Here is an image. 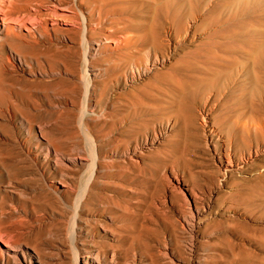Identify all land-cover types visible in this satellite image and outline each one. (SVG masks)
<instances>
[{
    "label": "rangeland",
    "instance_id": "obj_1",
    "mask_svg": "<svg viewBox=\"0 0 264 264\" xmlns=\"http://www.w3.org/2000/svg\"><path fill=\"white\" fill-rule=\"evenodd\" d=\"M1 3L0 264H264V0Z\"/></svg>",
    "mask_w": 264,
    "mask_h": 264
},
{
    "label": "bare ground",
    "instance_id": "obj_2",
    "mask_svg": "<svg viewBox=\"0 0 264 264\" xmlns=\"http://www.w3.org/2000/svg\"><path fill=\"white\" fill-rule=\"evenodd\" d=\"M15 0H2V3H3V7H5V6H7V7H11V5H13V2H14ZM38 1V0H37ZM111 2V1H110ZM113 2H114V5L118 8V9H120V7L122 6V0H113ZM1 3V4H2ZM101 3H103V2H101ZM119 4H121V5H119ZM5 5V6H4ZM96 6V5H95ZM94 6V7H95ZM12 8H14V7H12ZM155 9V8H154ZM161 9L160 8H158L155 12H154V15H153V17H152V20L150 21V24H151V29H152V37H153V41H152V48L154 49V51H156V50H159L160 48H161V32H160V27H159V25L157 24V21H158V19H159V15H160V11ZM4 10H2L1 11V9H0V15L2 16V17H0V43L3 45V44H6V43H8L10 46H11V48L13 49L12 51H11V53H10V59L13 61H15V59H16V57H15V54H14V49H15V47H18V49H19V47L20 48H23V49H25V47L24 46H20V44L18 43V42H16L13 38L12 39H10V37H12L11 35H17V33L15 32V30H14V28H12L9 24H10V22H11V24L13 23L11 20H12V18H11V14L10 13H8V11L6 12V11H4V13H2ZM93 11V10H92ZM101 11H103L102 9H101ZM153 11V10H152ZM13 12H15V11H13ZM99 14H100V12H98ZM16 14H18V13H16ZM15 14V15H16ZM106 14H107V12H106ZM13 15V14H12ZM98 17H100V16H98ZM15 18V17H14ZM9 19H11L10 21H9V24L7 23L8 22V20ZM16 19H18V17L16 18ZM16 19H13V21H15ZM23 19V18H22ZM22 19H20V21L22 20ZM35 19V23H36V20H38V19H36V18H34ZM34 19H32V20H34ZM102 19V18H101ZM153 19H154V21H153ZM19 20V19H18ZM17 20V21H18ZM20 21H18V23L20 22ZM23 21V20H22ZM102 21V20H101ZM16 22V21H15ZM27 22V21H26ZM25 22V23H26ZM33 22V23H34ZM21 23V22H20ZM19 23V24H20ZM28 23H32V21L31 22H28ZM27 23V24H28ZM33 23H32V25H33ZM40 23V22H39ZM13 24H15V23H13ZM17 24V23H16ZM15 24V25H16ZM19 24H17V25H19ZM37 24V23H36ZM23 25V24H22ZM35 25V24H34ZM33 25V26H34ZM23 28L25 29V30H27L28 32H30V33H32L31 32V30L28 28V26L25 24V25H23ZM129 28H132L131 29V32H134L136 29L134 28V27H131V26H129ZM178 31V30H177ZM130 32V31H129ZM2 35H4V38H3V36ZM33 35V34H32ZM130 37V36H129ZM128 37V38H129ZM235 37V38H234ZM22 38V37H21ZM127 38V37H126ZM122 42V41H121ZM117 43H118V41H117ZM230 43V46L231 47H233L234 48V52L235 53H238L240 56H243L245 59H247V61H252V64H253V67H254V69H255V71L257 72V73H259L260 72V74H261V76L264 78V43L263 42H261V41H259L255 36H252V35H248V36H245V35H234V36H231V41L229 42ZM228 43V44H229ZM9 47V46H8ZM1 51V50H0ZM35 51V50H34ZM36 53H37V51H36ZM23 54V53H22ZM38 54V53H37ZM36 54V55H37ZM149 54V53H148ZM149 56V55H148ZM20 58V57H19ZM9 59V60H10ZM17 60V59H16ZM25 61V60H24ZM7 63V62H6ZM24 63V62H23ZM161 63V62H160ZM152 66H155V65H159V62H152ZM5 66V65H4ZM173 72V71H172ZM178 79V78H177ZM157 80V79H156ZM264 80V79H263ZM178 84H180V88H182V86H183V88H182V90H186L185 88L186 87H188L189 88V86H187L188 84L187 83H178ZM174 86V85H173ZM74 88V87H73ZM76 88V87H75ZM75 91V90H74ZM137 132V131H136ZM154 132V131H153ZM258 132V131H257ZM149 133H150V131H149ZM147 134V133H146ZM150 136V135H149ZM140 137V136H139ZM257 138V137H256ZM136 139V138H135ZM140 139V138H139ZM139 143V142H138ZM248 145V144H247ZM130 146H132V145H130ZM250 149V148H249ZM58 160H60V159H58ZM63 161V160H62ZM260 231H261V233H264V228H261L260 229ZM0 237H2V236H0ZM6 240V239H5ZM0 241H2V240H0ZM10 241H11V239H10ZM3 242V244H4V246L6 247V248H4L3 249V256L4 257H6V258H8V257H10L11 255H12V251H14V250H16V246H12V245H10V242L9 243H7V242H4V241H2ZM14 258V257H13ZM9 259V258H8ZM11 259V258H10Z\"/></svg>",
    "mask_w": 264,
    "mask_h": 264
}]
</instances>
